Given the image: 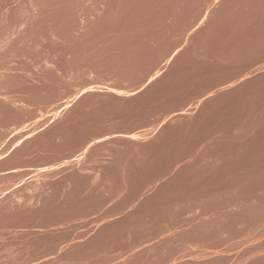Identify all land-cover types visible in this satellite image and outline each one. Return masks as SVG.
Listing matches in <instances>:
<instances>
[{
	"label": "rangeland",
	"instance_id": "obj_1",
	"mask_svg": "<svg viewBox=\"0 0 264 264\" xmlns=\"http://www.w3.org/2000/svg\"><path fill=\"white\" fill-rule=\"evenodd\" d=\"M0 264H264V0H0Z\"/></svg>",
	"mask_w": 264,
	"mask_h": 264
}]
</instances>
